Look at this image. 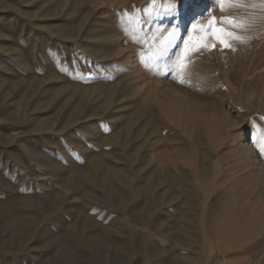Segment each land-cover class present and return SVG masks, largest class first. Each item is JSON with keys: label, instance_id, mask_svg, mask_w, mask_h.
Masks as SVG:
<instances>
[{"label": "rangeland", "instance_id": "rangeland-1", "mask_svg": "<svg viewBox=\"0 0 264 264\" xmlns=\"http://www.w3.org/2000/svg\"><path fill=\"white\" fill-rule=\"evenodd\" d=\"M245 129L264 0H0V264H264Z\"/></svg>", "mask_w": 264, "mask_h": 264}, {"label": "bare ground", "instance_id": "bare-ground-1", "mask_svg": "<svg viewBox=\"0 0 264 264\" xmlns=\"http://www.w3.org/2000/svg\"><path fill=\"white\" fill-rule=\"evenodd\" d=\"M239 124L242 122V118L240 117L238 120ZM242 153L245 156L248 165L251 163V161L255 160V163L253 164V167L256 168L257 172L264 177V158L262 155L258 154L256 151V148L254 146V143L250 139V133L247 131V129L243 130L242 133ZM252 165V164H251ZM249 165V166H251ZM90 176V175H89ZM85 178H88V175H84ZM91 177V176H90Z\"/></svg>", "mask_w": 264, "mask_h": 264}, {"label": "snow or ice", "instance_id": "snow-or-ice-1", "mask_svg": "<svg viewBox=\"0 0 264 264\" xmlns=\"http://www.w3.org/2000/svg\"><path fill=\"white\" fill-rule=\"evenodd\" d=\"M223 2L231 3V0H221V3H223ZM172 8H174V5L170 4L169 5V10H171ZM223 10L224 9L221 8V11H223ZM219 23L232 25L234 22L231 19H227V20L220 21ZM211 24H212V22L210 21V25ZM213 34H214L215 38L217 39V41L219 43H221L225 47H228L229 46V44L222 38L223 35H224V33L219 28H216V30H215V32ZM233 38L235 39L236 37L234 36ZM201 46L202 47H205V48H208L209 47L208 44H202ZM185 55H187V52L185 53ZM181 66L183 67V64Z\"/></svg>", "mask_w": 264, "mask_h": 264}]
</instances>
